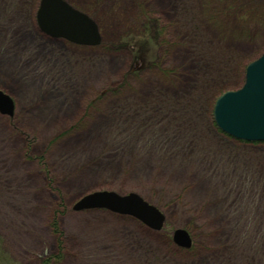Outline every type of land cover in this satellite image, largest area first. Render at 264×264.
<instances>
[{
    "label": "rangeland",
    "instance_id": "obj_1",
    "mask_svg": "<svg viewBox=\"0 0 264 264\" xmlns=\"http://www.w3.org/2000/svg\"><path fill=\"white\" fill-rule=\"evenodd\" d=\"M66 1L91 13L97 45L40 31L38 0H0V90L14 104L0 113V264H39L58 239L52 264H264V141L231 138L212 115L220 91L240 86L236 68L264 50V30L236 37L198 24L202 0ZM139 12L160 29L157 61L131 74L128 50L105 46ZM226 27L237 33L240 23ZM141 163L146 176H131ZM94 190L137 192L164 225L72 209ZM174 228L190 233L189 249L172 241Z\"/></svg>",
    "mask_w": 264,
    "mask_h": 264
},
{
    "label": "water",
    "instance_id": "obj_2",
    "mask_svg": "<svg viewBox=\"0 0 264 264\" xmlns=\"http://www.w3.org/2000/svg\"><path fill=\"white\" fill-rule=\"evenodd\" d=\"M39 28L52 37H63L71 42L95 45L100 41L98 26L86 13L65 0H39L36 11ZM12 99L0 91V112L11 115ZM217 127L230 136L247 141H264V52L250 61L244 71V81L235 90L217 97L213 105ZM106 208L137 218L152 229L163 224L162 212L135 192L119 194L112 190L92 191L79 197L73 209ZM173 241L189 247L191 239L183 228L172 232Z\"/></svg>",
    "mask_w": 264,
    "mask_h": 264
},
{
    "label": "trees",
    "instance_id": "obj_3",
    "mask_svg": "<svg viewBox=\"0 0 264 264\" xmlns=\"http://www.w3.org/2000/svg\"><path fill=\"white\" fill-rule=\"evenodd\" d=\"M99 1L101 0H94L95 3ZM216 1H221L223 8L219 6V4L217 5ZM78 8L84 10L88 14H91L86 9H83L79 6ZM200 8L203 18L199 19L196 17L195 22L199 24V20L202 19L209 26H213L215 29L219 30L222 35L230 34L236 37L240 36L251 38L253 35V29H258L260 31L264 30V0H202ZM228 18H234L239 21V32L236 33L237 30L232 31L226 27V20H228ZM159 31V27L156 25V23H154V20L150 15L139 12L133 19L132 23L130 22L129 30L125 31L120 38L117 37L115 41L109 44L107 43L106 46L104 45L105 50L117 51L119 48L127 49L131 56L130 61L132 64V67L127 73L138 74V70H143L148 66H153L154 63L156 64V49ZM228 57L229 56L226 57L227 60ZM249 60L251 59L249 58L246 60L245 64L243 62V64L236 68L235 75L238 78L241 77V79H239L241 83L243 80L244 67ZM229 61L231 64H234L235 60L230 56ZM241 67L242 70L240 72ZM238 78H235L234 81L238 80ZM230 85L231 83H229L227 86ZM228 89H230V87H225L220 92ZM51 223L53 226V232L56 234L58 232L57 220L54 218ZM61 243L62 240L58 239V252L56 254L44 256L40 259L39 264H52L54 260H58L61 256V251H59Z\"/></svg>",
    "mask_w": 264,
    "mask_h": 264
},
{
    "label": "bare ground",
    "instance_id": "obj_4",
    "mask_svg": "<svg viewBox=\"0 0 264 264\" xmlns=\"http://www.w3.org/2000/svg\"><path fill=\"white\" fill-rule=\"evenodd\" d=\"M241 47L242 48H244V49H246V47L244 46V45H242L241 44ZM4 72V71H3ZM24 96H26V97H29L30 96V94H25ZM47 99L48 98H50V97H46ZM46 104V105H45ZM44 105L47 107L48 106V104L47 103H45ZM50 110H51V108H49ZM71 111V110H70ZM42 112V115H37L39 118H42L44 115H46V114H44V113H47V112H45V111H41ZM39 114V113H38ZM37 116H35V117H37ZM36 120V119H35ZM79 138H73V139H69V140H65L63 143H62V146H61V148H60V150L61 149H64V148H66V147H71L75 142H76V140H78ZM59 151V150H58ZM58 151H55L54 153L55 154H57V152ZM71 163H66V164H64V165H70ZM9 166V165H8ZM62 169H63V167H61ZM140 168H143V164L141 163L140 164V166H138L137 168H135V170L133 171V173H132V175L131 176H136V174H138L139 172H141V173H143L145 176H146V173H144L145 172V170H143L142 169V171H144V172H142V171H140L139 169ZM106 169H109V173L111 174V173H114L115 172V170H114V168H111V167H106ZM170 169V168H169ZM99 173L100 172H97V173H94V176H97L98 177V175H99ZM17 176V175H16ZM16 176H13V177H11L10 179L12 180L13 178H15ZM77 182H79L78 184H77ZM82 183H84V179L81 177V179H79V180H76L75 181V183L73 184L75 187H80V186H83V185H81ZM68 184H70V182H68ZM29 195H31V197L33 196V194H31V193H29ZM24 195H22V196H19V199H21L22 197H23ZM259 205V207L257 208V210H261V206L263 205V202H261L260 204H258ZM211 214V213H210ZM216 214V213H215ZM215 214H211L210 216H212V217H214L213 215H215ZM74 229V231H76V232H78L79 231V234H81L83 231H84V229H83V227L82 226H80V228H79V230H78V228H77V225H74L73 226V228L71 229V230H73ZM70 230V231H71ZM80 231H82L81 233H80ZM84 240V239H83ZM86 242L85 243H83L84 245H85V253H86V251H87V249L88 250H90L92 247L90 246V245H86V244H88V243H90V240H85ZM87 259L85 260V263H87Z\"/></svg>",
    "mask_w": 264,
    "mask_h": 264
}]
</instances>
